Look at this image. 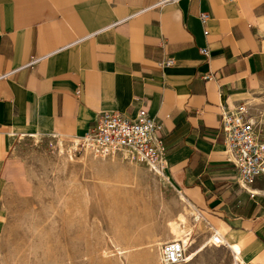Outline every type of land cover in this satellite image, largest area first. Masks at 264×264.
Instances as JSON below:
<instances>
[{
	"label": "crops",
	"instance_id": "obj_1",
	"mask_svg": "<svg viewBox=\"0 0 264 264\" xmlns=\"http://www.w3.org/2000/svg\"><path fill=\"white\" fill-rule=\"evenodd\" d=\"M156 1L0 0V76L13 72L0 79V174L14 137L80 139L100 112L144 107L163 122L166 172L194 215L242 264H264V183L238 184L220 129L222 104L264 100V0L144 10Z\"/></svg>",
	"mask_w": 264,
	"mask_h": 264
},
{
	"label": "rangeland",
	"instance_id": "obj_2",
	"mask_svg": "<svg viewBox=\"0 0 264 264\" xmlns=\"http://www.w3.org/2000/svg\"><path fill=\"white\" fill-rule=\"evenodd\" d=\"M253 104L264 137V100ZM78 142L14 137L0 174V264H164L168 225L181 215L194 229L188 254L198 252L185 264H235L230 247L211 245L216 230L203 215L197 221L166 170L126 153L101 157Z\"/></svg>",
	"mask_w": 264,
	"mask_h": 264
},
{
	"label": "built area",
	"instance_id": "obj_3",
	"mask_svg": "<svg viewBox=\"0 0 264 264\" xmlns=\"http://www.w3.org/2000/svg\"><path fill=\"white\" fill-rule=\"evenodd\" d=\"M179 0H158L145 8L160 7L168 2ZM211 15L201 13L200 20L208 35L207 27ZM205 55L209 49H202ZM47 57L32 56L27 67L32 66ZM169 58L162 62L168 66L174 64ZM13 72L0 76L8 78ZM82 89L77 90L80 95ZM221 131L225 138L226 153L238 172V182L243 188L264 179V137L259 131V120L254 116V105L249 101L236 105H221ZM262 115V110L260 111ZM163 122L152 115L148 109L139 108L134 114L121 111H102L95 118L93 124L78 146L89 150L101 157L126 153L131 158L140 159L144 163L162 170H166L167 147L162 143ZM211 245H225L223 236L215 231L210 239ZM164 264H185L190 256L184 241L173 240L162 245Z\"/></svg>",
	"mask_w": 264,
	"mask_h": 264
},
{
	"label": "bare ground",
	"instance_id": "obj_4",
	"mask_svg": "<svg viewBox=\"0 0 264 264\" xmlns=\"http://www.w3.org/2000/svg\"><path fill=\"white\" fill-rule=\"evenodd\" d=\"M258 101V99L257 100H255V103ZM156 170H158V171H161L160 169H156ZM184 199V198H183ZM184 201V200H183ZM195 217H196V219H197V221L199 222L200 220H202V216L200 215V214H197V215H194ZM178 219V218H177ZM181 219V220H180ZM180 221L182 222V223H180V222H175V221H173V222H171L168 226H169V230H168V232H169V240H178V241H184L185 243H186V245H187V247H190V245L191 244H193V242L194 241H192V236H191V234H192V232H193V228L192 227H190V226H187V225H183V223H184V221H185V217H184V215L182 216H180ZM174 220H176V219H174ZM197 222V223H198ZM202 222V221H201ZM185 224V223H184ZM198 225V224H197ZM151 227H149V229H150ZM152 229V228H151ZM151 232H152V230H151ZM154 232V231H153ZM152 234V233H151ZM156 234V232H154L153 233V235H155ZM148 235H150L149 234V232H148ZM153 235H150V236H153ZM168 240V241H169ZM223 240H224V242H225V245L227 246V247H230L232 250H233V252L235 253V256H236V262H235V264H241V260L239 259V256H238V251H239V248L237 247V245H235V244H226V241H225V239L223 238ZM152 241H154V242H156V244H158V246H160L163 242H159V240H153L152 239ZM152 241H149V242H152ZM152 246L153 245H149V247L148 248H152ZM220 246H222V245H220ZM224 246V245H223ZM150 251V255H151V258H153V259H155L156 258V253H154V249L153 250H149ZM203 251V250H202ZM198 254V252H195V253H192L191 254V256H190V260L189 261H191V260H193L194 259V257L196 256Z\"/></svg>",
	"mask_w": 264,
	"mask_h": 264
}]
</instances>
